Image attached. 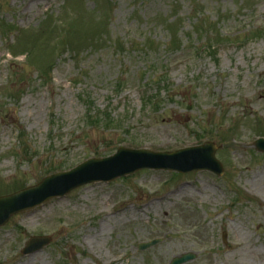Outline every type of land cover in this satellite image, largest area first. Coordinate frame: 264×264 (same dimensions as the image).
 <instances>
[{"label": "rangeland", "instance_id": "obj_1", "mask_svg": "<svg viewBox=\"0 0 264 264\" xmlns=\"http://www.w3.org/2000/svg\"><path fill=\"white\" fill-rule=\"evenodd\" d=\"M260 134L264 0H0V196L120 146L213 141L224 167L51 199L0 227V264H264Z\"/></svg>", "mask_w": 264, "mask_h": 264}, {"label": "water", "instance_id": "obj_2", "mask_svg": "<svg viewBox=\"0 0 264 264\" xmlns=\"http://www.w3.org/2000/svg\"><path fill=\"white\" fill-rule=\"evenodd\" d=\"M256 149L264 152V139L254 143ZM216 145L206 142L203 145L179 149L175 152H154L148 149L120 147L107 158H92L77 167L45 177L35 186L28 187L11 195L0 197V226L5 225L11 216L35 208L46 201L63 197L72 190L94 182H109L133 174L144 168L170 170L181 173L210 170L222 175L223 166L216 158ZM160 240L140 243V250L147 249ZM51 242L48 236H32L27 241L24 254L40 250ZM189 252L173 258L171 264H184L196 258Z\"/></svg>", "mask_w": 264, "mask_h": 264}, {"label": "bare ground", "instance_id": "obj_3", "mask_svg": "<svg viewBox=\"0 0 264 264\" xmlns=\"http://www.w3.org/2000/svg\"><path fill=\"white\" fill-rule=\"evenodd\" d=\"M133 214H134V213H133ZM134 215H135V214H134ZM136 216H137V215H135L134 217H136ZM102 222H103V223H102V225H101V228L103 229L107 221L103 220ZM36 256H37V254H36L35 256H33L32 258H35Z\"/></svg>", "mask_w": 264, "mask_h": 264}, {"label": "trees", "instance_id": "obj_4", "mask_svg": "<svg viewBox=\"0 0 264 264\" xmlns=\"http://www.w3.org/2000/svg\"><path fill=\"white\" fill-rule=\"evenodd\" d=\"M44 75H46V74H44Z\"/></svg>", "mask_w": 264, "mask_h": 264}]
</instances>
